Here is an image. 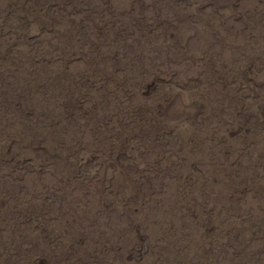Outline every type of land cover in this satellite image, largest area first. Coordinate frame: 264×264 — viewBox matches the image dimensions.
I'll return each instance as SVG.
<instances>
[{
  "label": "rangeland",
  "instance_id": "1",
  "mask_svg": "<svg viewBox=\"0 0 264 264\" xmlns=\"http://www.w3.org/2000/svg\"><path fill=\"white\" fill-rule=\"evenodd\" d=\"M0 264H264V0H0Z\"/></svg>",
  "mask_w": 264,
  "mask_h": 264
}]
</instances>
